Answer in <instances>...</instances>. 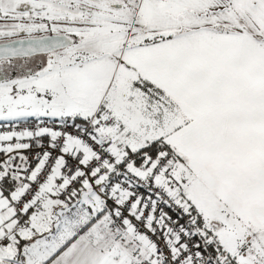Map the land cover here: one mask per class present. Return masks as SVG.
<instances>
[{
  "label": "snow or ice",
  "instance_id": "6c2138e0",
  "mask_svg": "<svg viewBox=\"0 0 264 264\" xmlns=\"http://www.w3.org/2000/svg\"><path fill=\"white\" fill-rule=\"evenodd\" d=\"M0 264H264V0H0Z\"/></svg>",
  "mask_w": 264,
  "mask_h": 264
}]
</instances>
